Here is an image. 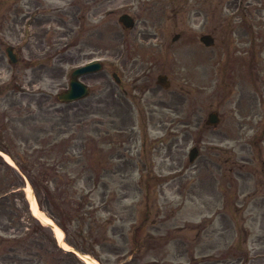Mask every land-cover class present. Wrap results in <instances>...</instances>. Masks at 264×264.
<instances>
[{
  "label": "rangeland",
  "instance_id": "1",
  "mask_svg": "<svg viewBox=\"0 0 264 264\" xmlns=\"http://www.w3.org/2000/svg\"><path fill=\"white\" fill-rule=\"evenodd\" d=\"M123 13L133 28L118 22ZM93 57L119 61L124 86L146 89L131 113L141 125L104 108L103 87L114 85L104 69L81 77L87 99L57 101L73 68ZM161 96L173 104L162 127L144 103ZM211 110L216 127L204 123ZM38 137L72 155L68 169L81 178L67 193H89L85 229L91 223L101 242L86 246L99 264H264V0H0V140L17 151ZM192 146L200 152L190 163ZM20 218L11 223L1 209L0 232L29 227L23 208ZM37 250L31 236L13 259L32 264ZM38 264L55 257L42 253Z\"/></svg>",
  "mask_w": 264,
  "mask_h": 264
},
{
  "label": "trees",
  "instance_id": "2",
  "mask_svg": "<svg viewBox=\"0 0 264 264\" xmlns=\"http://www.w3.org/2000/svg\"><path fill=\"white\" fill-rule=\"evenodd\" d=\"M55 124L58 125V123ZM71 128L69 127V129ZM10 144L1 143L0 140V149L11 156L20 171L27 177L33 187L39 207L47 210L53 217L64 231L65 240L70 245L82 252L92 251L91 247L86 246L87 242L91 240V245H94L100 243L101 239H95L91 223L88 230L85 229L86 215L90 213L85 210L90 198L89 193L86 191L67 193L73 180L77 177L81 178L80 175H73V171L68 169L73 166L72 155L63 154L62 157H59V155L53 154L56 148V138L45 143L39 137L32 144L21 141L16 144L17 151L11 149ZM0 183V210L4 208L12 223L13 220L16 222L21 219L20 211L23 208L30 220L29 227L21 229L20 233L5 234L0 232V264H27L23 260L15 262L13 258L18 255L20 249L25 247L26 239L31 236L37 239L38 248L36 253L38 258L32 264L39 263L42 253L52 254V257H55V264H65V262L67 264H84L73 252L61 249L51 230L29 213L21 189L24 179L1 157ZM3 203H6L7 207L3 206ZM96 210L100 211V208L97 207ZM92 222H94L93 217ZM101 226L103 229L102 223ZM75 238H79L82 244L76 243Z\"/></svg>",
  "mask_w": 264,
  "mask_h": 264
},
{
  "label": "water",
  "instance_id": "3",
  "mask_svg": "<svg viewBox=\"0 0 264 264\" xmlns=\"http://www.w3.org/2000/svg\"><path fill=\"white\" fill-rule=\"evenodd\" d=\"M119 20L125 24L126 26H130L133 25V21L131 20V18H129L127 15H122ZM201 39L207 44H211V38L207 37V36H202ZM8 55L10 56V58L14 61L15 57L13 55V53H11L10 50H8ZM100 67V64L97 63L96 61H92L87 63L85 66L79 67L77 68L74 72H72L71 74V79H70V83H69V88L63 92H61L60 94L57 95V97L62 100V101H72L74 99L80 98L82 96H84L85 94L88 93V88L86 87V85H84L83 83H81L79 80H77V76L83 72H90V71H94L96 69H98ZM218 119L217 117L214 115V113L209 115V120L208 122L210 123H217ZM195 157V151L192 150L190 152V159L192 160ZM51 227H53L52 224H49Z\"/></svg>",
  "mask_w": 264,
  "mask_h": 264
},
{
  "label": "flooded vegetation",
  "instance_id": "4",
  "mask_svg": "<svg viewBox=\"0 0 264 264\" xmlns=\"http://www.w3.org/2000/svg\"><path fill=\"white\" fill-rule=\"evenodd\" d=\"M122 66V65H121ZM121 82V81H120ZM117 87H120L121 84H115ZM109 90L106 93L107 99V105H110L111 103L114 104L115 102H117V105L120 106V108L122 109H126L128 111H130V109L126 107V105H130L129 103V99L127 98L128 96V92L125 88H123V90H121L120 92H116L115 87L109 82L108 87ZM160 100H155L153 99L151 101L152 104H154V106L159 107L160 109H172V99L171 98H166V96H161ZM126 125L128 124H132L133 121L131 119L125 120L124 121Z\"/></svg>",
  "mask_w": 264,
  "mask_h": 264
},
{
  "label": "bare ground",
  "instance_id": "5",
  "mask_svg": "<svg viewBox=\"0 0 264 264\" xmlns=\"http://www.w3.org/2000/svg\"><path fill=\"white\" fill-rule=\"evenodd\" d=\"M5 159H7L8 161L11 162L10 158L7 155H4ZM26 196L29 200V206L32 209V213L35 214L37 217H39L42 221H46L49 223H54L52 221V219L47 216L42 210L39 209V207L37 206L36 200L32 194V190L31 187L29 185L26 186ZM55 236L58 240V242L64 246V247H68L67 244L63 241V232L62 230L54 223V227H53ZM88 264H97V262L94 259H89L87 260Z\"/></svg>",
  "mask_w": 264,
  "mask_h": 264
}]
</instances>
